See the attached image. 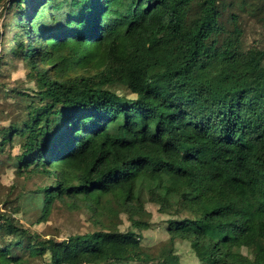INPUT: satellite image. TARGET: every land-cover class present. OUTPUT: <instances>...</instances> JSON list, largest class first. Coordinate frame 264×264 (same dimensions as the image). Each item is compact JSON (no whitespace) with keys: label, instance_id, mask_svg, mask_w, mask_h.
I'll list each match as a JSON object with an SVG mask.
<instances>
[{"label":"trees","instance_id":"trees-1","mask_svg":"<svg viewBox=\"0 0 264 264\" xmlns=\"http://www.w3.org/2000/svg\"><path fill=\"white\" fill-rule=\"evenodd\" d=\"M225 1L193 16L195 0H0V46L43 103L1 139L20 138L42 216L59 201L131 223L57 242L0 217V264H29L11 251L22 243L44 264H264V33L250 47L225 19L234 6L264 32V0ZM146 201L169 216L162 258L135 233Z\"/></svg>","mask_w":264,"mask_h":264},{"label":"rangeland","instance_id":"rangeland-1","mask_svg":"<svg viewBox=\"0 0 264 264\" xmlns=\"http://www.w3.org/2000/svg\"><path fill=\"white\" fill-rule=\"evenodd\" d=\"M238 0H226L225 4H230ZM250 2V0H248ZM0 7V33H3L4 26L8 23L10 14L6 15ZM203 8L202 0H195L193 16H198ZM229 12L237 13L241 29L243 31V41L246 45H256L255 36L262 32V26L258 19L252 17L245 10L237 9L225 12V19ZM50 13L47 12V15ZM6 31V30H5ZM10 29L6 32L9 36ZM7 39V38H6ZM5 39V40H6ZM261 48L264 46L258 45ZM6 53V54H5ZM28 70L20 59L9 55V48L6 43L0 46V217L12 215L18 222V225L26 229L31 234L39 236L41 240L52 239L60 242L74 235L92 234L93 232L105 230L102 225H115L116 228L125 232L131 226L128 216L125 213L108 214L104 220H96L87 208V205L79 208H70L59 201L54 202L48 213L43 217L42 210L35 201L33 191L38 178H28L18 172L16 156L21 153L20 138L13 137L12 142L4 141L2 143L1 135L12 123H18L19 120L26 119V112L22 109L25 105L40 106L43 103L39 98H27L25 95H31L36 92V87L30 78L27 77ZM146 213L140 219L147 223L148 228L142 231H135L140 236V246L144 253L151 258H162L171 249L169 236L166 234V219L168 215L158 211L155 204L145 202ZM96 220V221H94ZM3 236L0 235V241ZM12 236H6V241L11 240ZM3 239H5L3 237ZM0 245L2 246L1 242ZM14 256L28 260L29 264H44L46 258H32L29 256V250L22 243L19 247H12ZM182 253V247L178 248ZM243 251V250H242ZM245 251H243L244 253ZM184 255V253H182ZM183 264H197L194 259L183 260Z\"/></svg>","mask_w":264,"mask_h":264}]
</instances>
